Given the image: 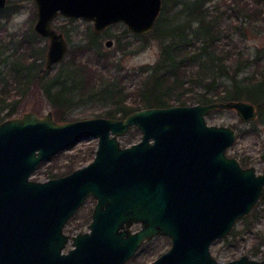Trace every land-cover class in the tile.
<instances>
[{
    "label": "water",
    "instance_id": "95a60500",
    "mask_svg": "<svg viewBox=\"0 0 264 264\" xmlns=\"http://www.w3.org/2000/svg\"><path fill=\"white\" fill-rule=\"evenodd\" d=\"M34 2V31L49 40L45 69L69 50L53 27L56 17L81 18L97 33L122 23L142 35L162 10V0ZM6 5L0 0V9ZM218 108L234 109L244 122L258 117L253 102L239 99L65 122L52 110H26L1 121L0 264H124L155 236H168L171 245L148 264H264V258L246 254L219 261L211 251L253 210L264 189V168L258 173L253 165L243 167L227 153L235 129L207 122ZM133 126L141 140L123 146L119 137ZM91 137L98 138L91 162L45 181L32 178L43 161ZM88 197L96 199L89 230L69 235L65 225ZM135 224L141 228L133 231Z\"/></svg>",
    "mask_w": 264,
    "mask_h": 264
},
{
    "label": "trees",
    "instance_id": "16d2710c",
    "mask_svg": "<svg viewBox=\"0 0 264 264\" xmlns=\"http://www.w3.org/2000/svg\"><path fill=\"white\" fill-rule=\"evenodd\" d=\"M9 7L0 10L2 17L9 18ZM123 33L140 40L141 47L154 40L160 47L157 62L131 70L132 77L139 79L133 91L124 83L129 77L120 60L110 63L111 50L102 44V33L90 25L82 47L71 42L67 57L54 71L39 62L46 46H38L43 38L33 28L0 35V122L19 115L32 95L37 100L30 109L38 112L45 99L59 122L87 115L125 118L147 107L239 99L255 104L258 117L254 121L264 118L263 50L253 55L242 46L248 35L264 33V0H162L151 31L137 35L124 26ZM116 39L119 50L130 51L132 40L120 46L121 38ZM133 96L136 101L131 100ZM77 109L83 110L74 117ZM86 158L77 164L71 158L66 174ZM46 175L48 179L58 177L53 170ZM261 217L264 190L254 209L239 220L243 228H233L221 241L235 242L236 247L250 236L254 245L249 250L254 256L262 254L263 259L264 232L256 229Z\"/></svg>",
    "mask_w": 264,
    "mask_h": 264
},
{
    "label": "rangeland",
    "instance_id": "374dc122",
    "mask_svg": "<svg viewBox=\"0 0 264 264\" xmlns=\"http://www.w3.org/2000/svg\"><path fill=\"white\" fill-rule=\"evenodd\" d=\"M10 6V16L9 18L2 17L0 15V35L8 36L12 34H17L21 29L33 28L36 22V5L34 0H7V5ZM5 6V7H6ZM4 7V8H5ZM2 8V9H4ZM0 9V10H2ZM13 11V13L11 12ZM53 24L56 28L62 31L70 42L73 44H78L80 47L85 41V34L87 32V26L92 27V23L85 21L81 18H76L70 20L64 16H58L53 20ZM117 24V23H116ZM125 25H110L106 28L105 32L102 34L101 42L107 48L110 49L112 53V59L110 63L114 62V59L120 60L123 67V72L127 74L129 78H126L124 83L128 86L129 90L136 88L135 84L139 81L135 77H132V71L134 68H139L143 65H148L157 62L160 54V47L156 40L151 41L147 46L141 47L142 42L129 34L123 33ZM93 29V27H92ZM117 37L121 38L120 46H125L128 39L132 40L133 45L129 48V52H122L118 49ZM84 38V41H82ZM111 38L114 43L111 47L106 46L105 41ZM48 39L43 38L38 43V46H48ZM243 48L250 50L253 55L258 49L263 50L264 56V33L250 34L248 38L243 43ZM46 52V50H45ZM45 52L40 59L41 66L45 67ZM85 59V58H84ZM89 57L86 58V60ZM264 61V60H263ZM59 66L53 68V71L58 69ZM130 70V72L128 71ZM254 70L256 68L254 67ZM243 74V73H242ZM241 74V76H243ZM133 91V90H132ZM136 96L132 97V101H136ZM37 100L36 95L28 96L22 105L21 112L26 110H31L32 103ZM245 100V99H243ZM248 101V100H247ZM43 108L39 109L41 112L39 114L45 113L50 110V106L47 101L42 99ZM83 109H77L74 117H78ZM94 117V115H87ZM83 118V117H82ZM207 122L214 125H225L231 126L235 129L237 137L232 146L227 149V153L230 156L237 157L242 161H248V165H253L256 167L258 173H261L264 168V159H262V154L264 151V118L258 121L244 122L234 109H221L218 108L207 115ZM142 132L138 127L133 126L129 132L119 137L121 144L123 146L130 145L141 139ZM98 147V138L91 137L84 139L67 149L59 152L55 156L51 157L49 160L43 161L40 166L33 172L32 178L39 181H45L48 179L46 173L53 170L59 176L65 175L68 167L72 162H69L71 158H74V162L79 161L80 158L86 157L85 160H80L79 166H83L94 159L96 149ZM79 168V167H78ZM70 173V172H68ZM259 202V201H258ZM96 204V199L93 197H88V199L83 203L75 212V214L67 221L64 231L69 235H75L81 231H88L89 224L92 220V212ZM258 204V203H257ZM256 204V205H257ZM255 205V206H256ZM254 209V208H253ZM136 225V224H135ZM244 223H235L234 228L236 230H241ZM136 229L135 226H132ZM256 229L264 232V217H261L256 223ZM229 236V235H228ZM167 236H158V238H151L136 251L134 256L130 258L124 264H148L155 260L160 254L168 250L171 245V239ZM217 240L211 245L212 254L219 261H229L240 257L243 254L248 255L250 258L262 259V254L259 256H254L251 253V248L254 245L252 238L247 237L246 240H240L239 246L234 247L235 242H225ZM73 245L70 242L65 251L72 248ZM229 248V249H228ZM251 249V250H249ZM230 250V251H228ZM262 252H264V244L261 246Z\"/></svg>",
    "mask_w": 264,
    "mask_h": 264
},
{
    "label": "flooded vegetation",
    "instance_id": "af4514ba",
    "mask_svg": "<svg viewBox=\"0 0 264 264\" xmlns=\"http://www.w3.org/2000/svg\"><path fill=\"white\" fill-rule=\"evenodd\" d=\"M70 19V18H69ZM71 19H76V18H71ZM53 24V23H52ZM53 27L58 31V32H62V31H60L58 28H56L55 26H54V24H53ZM63 33V32H62ZM64 34V33H63ZM102 34H103V32H102ZM64 36H65V38H66V40H67V42H68V45H69V50H70V47H71V42H70V40H68V37L64 34ZM41 37V36H40ZM42 38H44V37H42ZM47 39V38H46ZM49 41V40H48ZM48 45H49V42H48ZM47 50H48V46H47V49H46V53H47ZM69 50H68V52H69ZM68 52H67V54H68ZM46 53H45V62H46ZM67 54H66V56H65V58L67 57ZM64 58V59H65ZM64 61V60H63ZM62 61V62H63ZM62 62H60V63H62ZM60 63H58V64H60ZM58 64H55L52 68H54L56 65H58ZM51 68V69H52ZM51 69H46V70H51ZM129 132V131H128ZM141 140V139H140ZM139 140V141H140ZM138 142V141H137ZM134 143H136V142H134ZM133 144V143H132ZM132 144H130V145H132ZM127 146H129V145H127ZM239 161H240V164L243 166V167H250V166H252V165H248L249 163L247 162H243L241 159H239ZM263 171V170H262ZM264 190V189H263ZM88 199V198H87ZM86 199V200H87ZM85 203V202H84ZM135 226V228L136 229H133V227H132V230L133 231H136V230H139L140 228H141V226H140V224H136V225H134ZM156 237H158V236H155V237H153V238H156ZM152 238V239H153ZM148 240H146V241H144V243L145 242H147ZM143 243V244H144ZM142 246V245H141Z\"/></svg>",
    "mask_w": 264,
    "mask_h": 264
}]
</instances>
